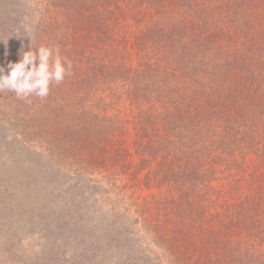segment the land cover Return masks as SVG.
I'll list each match as a JSON object with an SVG mask.
<instances>
[{
  "label": "trees",
  "instance_id": "trees-1",
  "mask_svg": "<svg viewBox=\"0 0 264 264\" xmlns=\"http://www.w3.org/2000/svg\"><path fill=\"white\" fill-rule=\"evenodd\" d=\"M25 35L57 45L71 74L43 98L0 92L18 143L8 154L0 138L3 209L44 191L57 214L37 223L101 227L121 253L110 264H264V0H0V66ZM122 188L147 190L131 229L109 195Z\"/></svg>",
  "mask_w": 264,
  "mask_h": 264
},
{
  "label": "rangeland",
  "instance_id": "rangeland-1",
  "mask_svg": "<svg viewBox=\"0 0 264 264\" xmlns=\"http://www.w3.org/2000/svg\"><path fill=\"white\" fill-rule=\"evenodd\" d=\"M0 111V118H3L5 112ZM1 124H0V138L5 137V142L9 144V151H7L8 154H11V149L15 147L18 143L14 142L12 139L7 138V134H4ZM2 153L0 150V159L2 158ZM7 158V157H6ZM7 161L3 160L0 161V181L3 183L9 181V175L8 173L4 172L3 167L6 165L7 166ZM43 174V177L46 179L45 173L41 172ZM41 174V176H42ZM93 179H96L92 177ZM99 178V177H98ZM27 179V175L25 174V177L16 178L13 183H23L25 185V180ZM31 181H32V176H31ZM41 185V184H40ZM40 189V188H39ZM143 189V188H142ZM36 193H35V192ZM34 191L27 192V195L29 197L27 198V195H23V198H25V201L27 202L28 199V204L23 205V199L19 200V212L18 211H8L6 209H3V196L0 193V208L1 212L4 213L2 216H0V264H36L39 261V264H51V259L52 255L49 256V253L54 250V252L57 253L55 255L56 257L59 258V260L65 262H70L72 258H81V261L79 264H85L86 261L84 262L83 258L81 256V252L86 247H90L92 245H95L97 248H99V252L101 261L100 264H110L111 260L117 259L121 256L119 254H113V250L109 251L106 250L105 242L104 239L105 237L102 236V229L101 227H96L95 225H87L85 226L82 230L86 232V234L79 230L77 232L70 234L67 232L65 226L64 227H55V224L49 223L46 224V222L41 221L40 224L37 223L36 217L38 215L44 216L49 214V210L51 213H56V210L54 209V206L50 205V201L47 202H42L41 199L46 198L44 196L45 192L41 190H36L34 188ZM19 194V193H18ZM37 197H36V195ZM145 196L147 194V190L143 189V191L139 190L136 193H132V191L128 190L125 188L123 190L120 189L118 194H113L109 193L110 197L114 198V205L116 207V210H123V207H128L132 209L134 212H130L129 214L127 213V216H125V222L123 223V227H127L128 229L131 227V223L135 220V218L139 219V216L137 214L135 207L136 203H139L141 201L139 196ZM14 197V195H13ZM21 197V196H19ZM139 197V198H138ZM27 199V200H26ZM46 204V205H45ZM5 205V204H4ZM44 205V206H43ZM5 207V206H4ZM124 211V210H123ZM23 212V213H22ZM125 213V212H124ZM40 222V221H39ZM55 222V220H54ZM32 223V224H31ZM34 231H37L40 234L39 236L36 235ZM38 233V234H39ZM106 234V233H105ZM146 237L150 238L153 236V234H150V232H147L144 234ZM148 235V236H147ZM78 237V242L75 243L74 240H71V237ZM136 236H130L126 240L128 243H139L141 242L138 237ZM68 241V242H66ZM73 243L72 246L69 247L70 243ZM141 246V247H140ZM136 247L130 249L128 252L130 256V259L125 260L123 258V261H128L132 259V256H135V254H139L141 251H145V247H143V243ZM139 250V251H138ZM153 251L155 253L159 252V249L153 248ZM48 254L46 258L44 259L43 254ZM51 254V253H50ZM86 254V253H85ZM89 256V255H88ZM142 253H141V259L136 260V264H142ZM147 264V262H146Z\"/></svg>",
  "mask_w": 264,
  "mask_h": 264
},
{
  "label": "clouds",
  "instance_id": "clouds-1",
  "mask_svg": "<svg viewBox=\"0 0 264 264\" xmlns=\"http://www.w3.org/2000/svg\"><path fill=\"white\" fill-rule=\"evenodd\" d=\"M25 36L30 41L28 50L24 51L21 44L19 59L8 62L6 68L0 66V92H11L21 99L31 95L43 98L53 83L59 84L71 74V63L62 56L57 45H41L34 49V37Z\"/></svg>",
  "mask_w": 264,
  "mask_h": 264
}]
</instances>
